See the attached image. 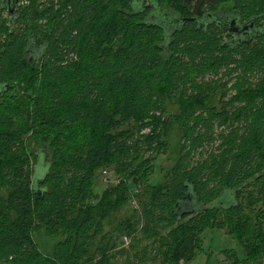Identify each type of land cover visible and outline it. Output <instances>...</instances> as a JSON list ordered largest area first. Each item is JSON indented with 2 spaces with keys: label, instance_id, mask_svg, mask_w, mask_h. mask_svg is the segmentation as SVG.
<instances>
[{
  "label": "trees",
  "instance_id": "16d2710c",
  "mask_svg": "<svg viewBox=\"0 0 264 264\" xmlns=\"http://www.w3.org/2000/svg\"><path fill=\"white\" fill-rule=\"evenodd\" d=\"M42 4L0 22V264H117L118 254L123 264H186L215 228L233 235L245 264H264V27L233 43L215 25L220 9L264 20V0ZM209 73L261 80L236 96L248 106L234 107ZM215 122L230 129L223 152L191 165ZM168 147L178 159L159 182ZM109 168L118 178L102 180ZM251 181L258 194L244 198ZM40 227L59 237L50 254L34 239Z\"/></svg>",
  "mask_w": 264,
  "mask_h": 264
},
{
  "label": "rangeland",
  "instance_id": "374dc122",
  "mask_svg": "<svg viewBox=\"0 0 264 264\" xmlns=\"http://www.w3.org/2000/svg\"><path fill=\"white\" fill-rule=\"evenodd\" d=\"M4 0H0V8L4 5V3L2 2ZM37 2V5H40L39 8H43V4L42 3H47L49 4L50 2H58L59 0H35ZM32 3V0H18V2L16 3L14 10L16 11V9L18 7H25V6H29ZM6 4V3H5ZM7 5V4H6ZM4 9V8H3ZM9 9L7 8V6L5 7V10H0V22L1 25L5 24L6 26L9 27ZM17 17L14 16L12 18L15 19ZM24 21V20H23ZM19 21L14 27L16 28V32L22 31L25 27L24 23L28 24V20L24 21ZM42 24H45L44 20H40L38 22V25L40 26V28H42ZM7 34L5 33L3 35V38H6ZM260 73H255V74H249L245 77H243L241 79L240 82H237V79L240 76H234L232 79H229L227 76L223 77V73H220L218 75H215L214 73H209L206 76V81L209 82L212 79H217L219 78L218 81V86L219 87H223L226 91V101L229 99H233L236 100V102H234V107H239V106H248V100L246 97H242L241 99H236V96L239 94L240 96H245V94L247 95L249 92L251 93V90L253 89V87L260 82L261 78L259 77ZM227 84V85H226ZM174 101H176V99H174ZM170 103V108H172L174 111L177 110V107L175 106H171L172 102L168 101L167 104ZM203 110V109H201ZM201 110L199 111L200 113H203V111L201 112ZM204 114V113H203ZM208 113L206 112V115ZM218 122L214 123V129H213V139L211 140L210 143H204V145L200 148H198V150L194 151V153H192L189 157L190 161H191V165L196 164L198 165H203L205 163H208L209 165L213 163V158L212 155L214 156H218L220 155L224 149H219L220 145L224 142L223 141V135H226L229 133L230 129H228V127H223V126H219ZM201 129V130H200ZM200 131L204 132L206 130L205 126H201L200 127ZM148 132V131H146ZM179 135H181L182 133L179 131L178 133ZM199 133H196V135H198ZM178 155V154H177ZM176 155V149H173L171 147H168L166 149V153H162L160 158L157 161V165L155 167L156 170V174L154 177H160L161 180L159 182L162 181V179L166 178V176H164V172L165 171H169L172 170L175 166H176V162L178 159V156ZM148 156V154H147ZM177 157V158H176ZM258 167V164L256 163L254 165V169ZM31 170L33 171L36 169V164H32V159H31ZM109 170V171H108ZM108 173L102 175V180L104 178V176H109V178H118V175L115 173L114 170H111L110 168L108 169ZM254 180V179H252ZM256 180V179H255ZM252 184L250 183L247 188H244L243 191V197L244 198H248L249 194L250 196H256L258 194V191L260 189V186H258L257 184H255L253 181H251ZM216 189V188H215ZM138 201V199H137ZM255 202H257L256 207L261 206V203H259L258 200H253ZM189 208V206H187ZM136 213L133 214H129L128 217H125V219H130L132 220L135 217H138L139 214H141L140 212L142 211V207L141 205L138 206ZM123 218V217H122ZM107 224V223H106ZM110 225V227L112 228V230L116 229L118 227L119 224H114L112 221L110 223H108ZM137 233L136 235H132V238L134 239V237H136L137 239H134L133 241H139V239L141 237L144 236L143 231H142V225L141 223H139L137 225ZM110 237V235H109ZM108 237V239H109ZM34 239L35 241L39 244L40 249L46 253V254H50L57 241L59 240V237H54L52 234H49V232H47L45 230V228L40 227L35 233H34ZM99 242L101 243V239H99ZM111 243H113L110 240ZM104 244H107L106 242ZM101 246V244H100ZM126 247V245H124ZM159 246V244L157 243V247ZM141 248V250H145L147 248V252L149 253L151 251V249L153 248V243L152 241H149L148 239H144L142 241V244L139 246ZM122 246H119V248H115V250H111L112 251V255H114L115 253H117L119 250H121ZM158 253V251H157ZM147 254V253H146ZM151 254V252L149 253ZM121 254H118V256L113 259V263L117 262V264H123V261L126 260V257L121 258L120 257ZM153 255V254H151ZM94 256H96L95 261L98 260L97 258H99V254L96 253ZM148 256V255H147ZM150 256H148L147 258H149ZM160 257V256H159ZM162 257H160L158 259V262H161ZM236 259H239L238 261H236ZM247 259V256L245 255L242 247H240V245L238 244L237 240L233 237V235L228 234V231L224 228H215L212 229L210 231H207L206 233H204L203 235V243H202V247L200 250H198L196 257L189 263L186 264H245V260Z\"/></svg>",
  "mask_w": 264,
  "mask_h": 264
},
{
  "label": "flooded vegetation",
  "instance_id": "af4514ba",
  "mask_svg": "<svg viewBox=\"0 0 264 264\" xmlns=\"http://www.w3.org/2000/svg\"><path fill=\"white\" fill-rule=\"evenodd\" d=\"M215 25L219 28L227 27L233 33H226L223 38L225 41L231 42H242L251 41L255 36L254 34L258 32L259 27H264V20L261 19L260 22H255L254 20L242 21L239 17L235 16L231 11L220 9V11L215 13ZM237 19V22H236ZM263 23V25H262ZM220 28V29H221ZM222 30V29H221ZM233 34V35H231ZM255 40V39H254Z\"/></svg>",
  "mask_w": 264,
  "mask_h": 264
},
{
  "label": "water",
  "instance_id": "95a60500",
  "mask_svg": "<svg viewBox=\"0 0 264 264\" xmlns=\"http://www.w3.org/2000/svg\"><path fill=\"white\" fill-rule=\"evenodd\" d=\"M3 3H4V5L2 6V8H4L5 9V7L7 6V8L9 9V15H10V17H11V22L13 23V21H14V19L12 20V18L15 16V10H14V7H15V5H16V3L18 2V0H4V1H2ZM7 5H6V4ZM212 15H208V17H211ZM236 22H237V19H236ZM227 27H225V29H226ZM234 33V32H233ZM263 33V31H261V30H258V32L257 33H255V37L257 36V35H261ZM254 37V38H255ZM187 206H191L189 203H187V204H185L184 205V207H187Z\"/></svg>",
  "mask_w": 264,
  "mask_h": 264
},
{
  "label": "built area",
  "instance_id": "2783aa9c",
  "mask_svg": "<svg viewBox=\"0 0 264 264\" xmlns=\"http://www.w3.org/2000/svg\"><path fill=\"white\" fill-rule=\"evenodd\" d=\"M105 174H107V172H105ZM137 206H138V205H137ZM123 241H124V245L128 246V245H130V243H131V241H132V238L129 237V236H125V237L123 238Z\"/></svg>",
  "mask_w": 264,
  "mask_h": 264
}]
</instances>
